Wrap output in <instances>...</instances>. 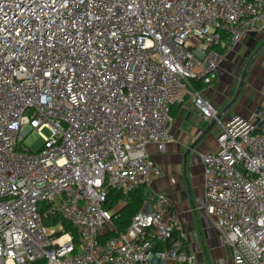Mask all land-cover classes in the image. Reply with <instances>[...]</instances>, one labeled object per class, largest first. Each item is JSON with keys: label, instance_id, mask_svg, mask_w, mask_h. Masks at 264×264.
I'll return each mask as SVG.
<instances>
[{"label": "built area", "instance_id": "1", "mask_svg": "<svg viewBox=\"0 0 264 264\" xmlns=\"http://www.w3.org/2000/svg\"><path fill=\"white\" fill-rule=\"evenodd\" d=\"M263 30L264 0H0V264H196L147 150L174 142L186 102L218 131L202 211L232 264H264V101L222 122L190 84ZM45 129L37 152L21 144ZM139 187L117 231L107 189Z\"/></svg>", "mask_w": 264, "mask_h": 264}, {"label": "crops", "instance_id": "2", "mask_svg": "<svg viewBox=\"0 0 264 264\" xmlns=\"http://www.w3.org/2000/svg\"><path fill=\"white\" fill-rule=\"evenodd\" d=\"M255 35L247 37L225 55L219 74L228 57L234 56L237 48ZM232 91L233 86L221 82L218 75L217 81L210 86H205L202 95L220 113L228 103ZM263 101L264 98L261 102L252 100L249 113L246 109L240 110L239 108L240 111L235 110L237 113L235 116L247 117L261 107ZM179 106L180 109L173 118L170 130L174 142L167 144L163 154L157 153L153 145L147 148L162 173L151 183L150 192L152 194L162 193L170 200L178 215L181 230L186 235L188 248L196 254V264H232L229 248L223 243L210 219L202 211L204 190L203 166L200 156L215 150L218 131L217 129L212 130L196 144L193 151L186 155L189 147L196 143L211 122L206 121L190 102ZM202 224L203 229H201Z\"/></svg>", "mask_w": 264, "mask_h": 264}, {"label": "rangeland", "instance_id": "3", "mask_svg": "<svg viewBox=\"0 0 264 264\" xmlns=\"http://www.w3.org/2000/svg\"><path fill=\"white\" fill-rule=\"evenodd\" d=\"M263 42H264V31L259 34H256L255 36L251 37L249 40L242 43L237 48L235 55L228 57V59L225 61L223 65V69L222 71H220L219 74V80L223 83L233 86V91L231 93L230 99L228 100V103L235 95L241 75L249 58ZM263 55H264V50L254 60V63L252 64L249 70V73L245 79L243 89L237 101L227 111L226 115L221 118L222 122L226 121L229 117L235 116L237 114L235 110H239V108L240 110L244 108L249 113V110H251L250 102L252 100H257L258 102H261L262 99L264 98V56ZM245 96H247L246 99H244ZM228 103L225 105V107L228 105ZM215 129L216 126L213 128V131ZM48 136H49V131L47 129L43 130L41 134H38L35 131H31L23 137L21 135L22 137L21 144H23L30 152L35 153L43 145V137H48ZM201 221L202 220L200 219V222ZM44 225L47 228L53 227V224L49 222H45ZM201 229H203V224L201 225Z\"/></svg>", "mask_w": 264, "mask_h": 264}, {"label": "trees", "instance_id": "4", "mask_svg": "<svg viewBox=\"0 0 264 264\" xmlns=\"http://www.w3.org/2000/svg\"><path fill=\"white\" fill-rule=\"evenodd\" d=\"M191 87L194 90L202 91L205 85L202 82H190ZM180 106L174 105L170 107V114L172 118H175ZM147 191L144 187H139L138 189L129 192L127 195L113 190L107 189L105 207L109 210H114L119 202H124L123 206L116 210L113 214L112 220L115 224L117 231H125L129 225L131 218L136 215L147 196ZM65 232L75 234V230L68 223H64Z\"/></svg>", "mask_w": 264, "mask_h": 264}, {"label": "water", "instance_id": "5", "mask_svg": "<svg viewBox=\"0 0 264 264\" xmlns=\"http://www.w3.org/2000/svg\"><path fill=\"white\" fill-rule=\"evenodd\" d=\"M264 49V42L254 51V53L252 54V56L249 58L244 70H243V73L241 75V78H240V81H239V84H238V87H237V90L235 92V95L233 96V98L231 99V101L228 103V105L218 114V119H221L225 114L226 112L235 104V102L237 101L241 91H242V88H243V85L245 83V79L249 73V70L252 66V64L254 63V60L258 57V55L262 52V50ZM260 110V107L256 110V114H258ZM215 126V122H211L210 125L206 128V130L199 136V138L197 139L196 143H193L190 147H189V150L187 151L186 155L190 152V151H193L194 147L196 146V144L201 141L206 135H208L214 128Z\"/></svg>", "mask_w": 264, "mask_h": 264}]
</instances>
